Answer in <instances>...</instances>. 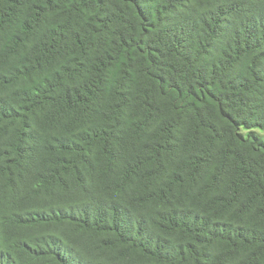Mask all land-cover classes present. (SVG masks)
<instances>
[{"label":"trees","instance_id":"obj_1","mask_svg":"<svg viewBox=\"0 0 264 264\" xmlns=\"http://www.w3.org/2000/svg\"><path fill=\"white\" fill-rule=\"evenodd\" d=\"M0 264H264V0H0Z\"/></svg>","mask_w":264,"mask_h":264},{"label":"rangeland","instance_id":"obj_2","mask_svg":"<svg viewBox=\"0 0 264 264\" xmlns=\"http://www.w3.org/2000/svg\"><path fill=\"white\" fill-rule=\"evenodd\" d=\"M263 133V132H262Z\"/></svg>","mask_w":264,"mask_h":264}]
</instances>
